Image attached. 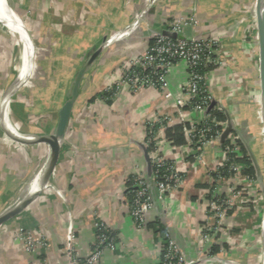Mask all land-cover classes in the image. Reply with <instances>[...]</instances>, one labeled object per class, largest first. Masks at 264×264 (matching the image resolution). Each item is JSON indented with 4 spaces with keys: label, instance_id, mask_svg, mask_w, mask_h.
<instances>
[{
    "label": "crops",
    "instance_id": "0c3cea01",
    "mask_svg": "<svg viewBox=\"0 0 264 264\" xmlns=\"http://www.w3.org/2000/svg\"><path fill=\"white\" fill-rule=\"evenodd\" d=\"M17 1L21 0L10 4L25 21L28 44L9 98L16 130L0 110V214L44 168L48 146L32 135L56 133L59 113L72 98L79 73L84 74L56 165L47 180L42 177L48 186L0 226V264H72L74 256L90 254L98 223L109 231L115 247L104 250L96 264H161L163 238L156 223L193 264L260 263L259 203L252 206L249 193L234 192L238 187L249 190L250 179L242 172L219 176L227 163L220 140L196 155L190 139L183 146L167 139V128L197 126L208 117L206 111L180 110L177 104L189 77L185 65H176L168 75L170 98L158 89L133 90L124 83L153 38L173 23H180L185 37L217 39L220 56L226 55L224 67L207 74V88L237 135L252 148L264 146L261 127L255 126L259 105L254 101L258 77L253 62L258 49L248 41L245 0ZM0 23L17 38L9 19ZM31 36L42 51L34 52ZM0 39L1 95L11 73L12 49L7 37L0 34ZM13 71L18 73L16 66ZM243 77H251L250 82ZM30 78L32 87L17 92ZM162 122L148 138V126ZM156 158L171 163L181 178L163 198L150 175ZM134 176L143 177L152 189V207L142 227L132 217L126 197ZM215 197L232 205L222 220L214 209ZM206 226L212 230L206 231L209 239L204 238ZM69 235L73 256L68 253ZM27 236L34 242L33 250ZM215 245L219 253L206 256Z\"/></svg>",
    "mask_w": 264,
    "mask_h": 264
},
{
    "label": "built area",
    "instance_id": "2783aa9c",
    "mask_svg": "<svg viewBox=\"0 0 264 264\" xmlns=\"http://www.w3.org/2000/svg\"><path fill=\"white\" fill-rule=\"evenodd\" d=\"M167 31L175 33L177 37L166 34ZM217 48L218 42L215 40L185 37L182 35L180 25L174 23L172 24V28L161 31L153 38V44L150 45L147 54L137 62L135 67L126 73L124 83L129 85L133 90L142 88L158 89L163 91L167 98H170L172 94L168 90V75L176 65L184 64L189 77L182 88V95L177 101L180 110L206 111L209 113V108L214 99L207 88L208 73H202L201 69L217 67L221 64L215 53ZM209 119L210 117L208 116L205 121H209ZM211 122L215 125H220L215 119L211 120ZM191 130L192 133L198 134V151L200 152L215 140L220 139V132L209 136L211 133L210 127L197 129L196 126H192ZM229 152L228 149H225L226 155ZM198 158L201 159L202 155L200 154ZM154 165L158 168L166 167L167 172L169 171L177 180V184H180L181 178L175 172L173 166H169L164 159L156 158ZM233 168L234 170H238L237 167ZM167 177L168 175H165V178ZM133 181L135 200L131 205L129 204V209L136 223L139 227H142L146 224V213L152 207V199L148 184L143 177L135 176ZM156 187L161 198L174 189L164 182H156ZM214 209H220L217 208V203H214ZM96 226L97 241L90 254L86 258L74 256L72 264H96L100 260L104 250L114 249L113 237L108 235L109 231L102 224L98 223ZM206 231L211 232L212 230L206 226L205 233ZM166 237L168 238V236ZM204 237L209 239V233H206ZM72 240V235H69L68 253L71 256H73L74 252ZM25 241L28 248L34 246V242H32L30 236H27ZM207 253L209 254V251ZM161 264H193V262L184 255L175 242L169 239L168 244L162 247Z\"/></svg>",
    "mask_w": 264,
    "mask_h": 264
},
{
    "label": "rangeland",
    "instance_id": "374dc122",
    "mask_svg": "<svg viewBox=\"0 0 264 264\" xmlns=\"http://www.w3.org/2000/svg\"><path fill=\"white\" fill-rule=\"evenodd\" d=\"M14 1H16V0H14ZM14 1L13 0H8L9 4L10 3H15ZM24 1H26V0H21V1H19V2L17 1V2L18 3H20V2L24 3ZM52 1H54V2H52ZM60 1L61 0H59V2ZM56 2H57L56 0H37V2H34V3H56ZM244 3L247 4V10H246V14L244 15V17H245L246 26L248 28L247 31H249L248 35H247L248 36V41L251 42V43L254 42L255 45H256L255 48L258 49V56L256 57L255 60L253 59L254 60V62H253L254 65L257 66L256 67V73H257V77H258L256 82H255V86H256V84H258L257 85L258 87H255V88H257V89H255V90H257V92L255 91L256 93H255L254 101H256L258 103V105H259V108L257 110L258 113H259V119H258V123L255 126L256 127L259 126V128L261 127L260 133H261V141H262L263 138H264V122H263L262 114H261L262 107H261V88H260V86H261V80H260L261 79L260 78L261 56H260V33H259V16H258V14H259L258 7L260 5H259V0H245ZM10 6H11V4H10ZM0 19H6L3 13L2 14L0 13ZM21 19H22V22H23L24 26L26 27L24 19L23 18H21ZM176 24L180 25L179 22H176ZM180 27H181V25H180ZM181 30H182V27H181ZM28 32L30 34L29 30H28ZM0 34L5 36V37H7L9 39V43H10V46H11V49H12L11 57H10V67L12 66V68L10 70L11 73H10V76L6 80V83H4L5 86L3 87V89H1V95H0V99H1L5 95V93H7L15 85L18 73L16 71H13V69H14V66L17 63L19 64L18 57L20 58L21 48L17 44L16 32H13L11 29L9 30V28L4 26L2 23H0ZM182 34H183V31H182ZM31 39L34 42V52H36V51L40 52V51H42V49H44V47L43 48L42 47H36L35 41H34L32 36H31ZM203 39L207 40V38H203ZM208 40L217 41L218 42V48L220 47L221 43L217 39L210 38ZM218 48H217V51L215 53H216L217 58H219V61H221L220 62L221 64L219 66L215 67V68L216 69H219V68L221 69L222 67H224V60H225L226 55L223 54L222 56H220V51L218 50ZM34 54L36 55V53H34ZM19 61H20V59H19ZM25 64H26L25 67H27L29 65V64H27V60H26ZM24 71H25V69H24ZM243 75H244V77L246 76L245 74H243ZM238 76H239V74H238ZM244 77H243L244 82H247V81L250 82L249 80H251L250 79L251 77H246V78H244ZM244 82H242V83H244ZM31 83H33V82H32V79L30 78V79H28V81L26 83L22 84L17 89L16 88L15 89L18 92L20 88L22 89V88L27 87V86H30V88H31L32 87ZM135 90H140V89H135ZM211 96H212V94H211ZM215 107H216V105H215ZM12 119L14 121L13 117H12ZM14 124H15V121H14ZM220 124H221V127H222V130L219 131L220 132V136H221V134L223 133V131L227 127V122L220 123ZM250 125H251V129H253V131H254V125H253L252 120L250 121ZM254 133H255V131H254ZM262 134H263V136H262ZM42 135H45V134L43 133ZM254 137H255L256 142H257V138L258 137L256 136V134H255ZM40 138H38V139H40ZM227 140H230L231 142H234L235 145H236V142L238 143V142L241 141L243 143L242 137L237 135L236 131H233L229 135ZM215 141H218V140H215ZM41 144L46 145L44 142H41ZM243 145H244V143H243ZM245 148L247 150L248 156L250 157V159L252 161L253 167L255 168V166H254V160H255L257 162V165L259 166V169H260L261 173H262V175H261L262 176L261 184L257 183L258 182V178H257V175H256V179L255 180L250 179L252 184H250L249 190L243 191V192H245L247 195L249 193V195L253 197V198L251 197L253 200L252 201L250 200V203H251L252 206L255 204L254 201H256V202L258 201V203H259L258 210L260 211V214L262 216V222H261V230L259 231L260 235L258 237V239L260 241V244H261V249L258 252V256H260L259 257L260 258V263H258V264H264V146L261 145V147L258 146L257 148H255V147L252 148V146H250V149H248L245 146ZM238 150H239V147L236 145L235 146V151H238ZM226 157L228 159L229 155H226ZM233 167H237L238 170H234ZM243 169L244 168L242 166L237 165V164L231 166V170L235 171L234 173L237 176H239V174L243 171ZM234 192L237 193L236 190H234ZM256 192H257L256 196L251 195V194H254ZM254 197H256V198H254ZM215 202L217 203V208H220V209L222 208V210H220V209L216 210L215 209V212L217 213L216 215H217L218 219L222 220L223 217H225L227 215V213L232 209V205L230 204V201L226 200V199H222V200L218 199V201L215 200ZM14 218H15V216L13 218L9 219L8 221L4 222L2 225H6L8 222L12 221ZM204 238L206 239V237H204ZM34 246L32 248H30L29 250H33ZM210 253H211V251H209V254ZM209 254H206V256H211ZM231 264H237V263H233L232 262Z\"/></svg>",
    "mask_w": 264,
    "mask_h": 264
},
{
    "label": "trees",
    "instance_id": "16d2710c",
    "mask_svg": "<svg viewBox=\"0 0 264 264\" xmlns=\"http://www.w3.org/2000/svg\"><path fill=\"white\" fill-rule=\"evenodd\" d=\"M151 44H153V40L151 41ZM215 69V67H208V68H202L201 72L202 73H209L211 70ZM208 116L210 117L209 121H204L203 123H200L199 125L196 126L197 129H203L204 127H210L211 133L209 136L215 135L216 132H219L222 130L221 124L220 125H215L214 123L211 122V120L215 119L216 122L218 123H225L227 122V117L224 112L219 111L217 107H214L212 110L209 111ZM165 123H155L154 125H149L148 126V138L153 137L159 128L162 127ZM187 130H185V129ZM192 126L190 124H185V125H177L173 126L170 128L166 129V136L168 141L173 145V146H183L188 142V139L192 142V147L194 149L195 154L197 155L200 153L198 151V134L197 133H192L191 131ZM223 145V149H228L229 152V158L227 159L226 165L218 172L219 176L223 178H230L232 175H235V171L231 170L232 165H240L244 169L242 171V175L247 176L249 179L255 180L256 179V170L253 167L252 161L250 157L248 156L247 150L243 143L236 142V145L239 147L238 151H235V144L234 142H231L230 140L225 141ZM150 151H153L154 149V143L150 144L149 147ZM194 154V155H195ZM167 164L170 166L172 165L171 163L167 162ZM153 167V176L155 182H164L165 184H169L172 188H175L178 186L177 180L174 178L173 175L168 171L166 167L158 168L152 164ZM165 175H168L167 178H165ZM216 177H218L217 174H215ZM135 177V176H134ZM134 177H131L128 181L127 184V193L126 197L128 200V203L131 205L134 200H135V186H134ZM236 192H241L243 194H246L245 192L242 191V188L238 187L236 188ZM253 196L256 195V193L251 194ZM212 199V196H210ZM216 199H221V198H216ZM253 200V199H252ZM251 200V201H252ZM156 231L162 236L163 238V245L168 244V238L166 237V229L161 223H156ZM111 237V234H108ZM220 251V246H213L211 249V255H216Z\"/></svg>",
    "mask_w": 264,
    "mask_h": 264
},
{
    "label": "bare ground",
    "instance_id": "6f19581e",
    "mask_svg": "<svg viewBox=\"0 0 264 264\" xmlns=\"http://www.w3.org/2000/svg\"><path fill=\"white\" fill-rule=\"evenodd\" d=\"M8 0H0V11L4 14V16L9 19L17 28L18 35H17V44L21 48V55L20 58L18 57V62L15 66L18 70V76L15 82V85L18 82L21 63L24 57V53L28 44V37L25 33V26L19 16V14L12 8L10 5H8ZM259 5L261 7V13L264 17V0H259ZM20 59V61H19ZM15 87V86H14ZM9 90V89H8ZM13 91V88H11L5 95L1 98V104H0V110L2 114V110L5 115V122L8 126H10L12 129H15V124L12 119L10 109H9V98L10 94ZM18 120V119H17ZM22 126V125H21ZM24 127V126H23ZM35 138L45 137L46 136H33ZM48 146L49 155H51V146L48 142H44ZM51 157L48 156L47 160L45 161L44 168H42V171L37 174V176L31 181V183L26 187L27 189H24L22 193L19 195V199L14 201L10 206H8L2 213L0 214V220L6 219L10 216L15 215L17 212H19L25 205H28L33 198L39 194L42 190L46 189L48 186V182L42 181V177L44 178V174L47 173V169L50 165Z\"/></svg>",
    "mask_w": 264,
    "mask_h": 264
},
{
    "label": "water",
    "instance_id": "95a60500",
    "mask_svg": "<svg viewBox=\"0 0 264 264\" xmlns=\"http://www.w3.org/2000/svg\"><path fill=\"white\" fill-rule=\"evenodd\" d=\"M9 5V3H8ZM11 7V6H10ZM258 11H259V33H260V56H261V71H260V80H261V114H262V119H263V122H264V17L261 13V7L259 6L258 7ZM22 20V19H21ZM166 34L168 35H172L173 37H177V35L175 33H170L169 31L166 32ZM84 72L81 71L79 73V76L77 78V81H76V85L73 89V94H72V98L70 100H68L64 106L62 107L60 113H59V123H58V128H57V131L55 134L53 135H48L45 137H41L40 139H38L37 141L38 142H48L51 146V162H50V165L47 169V173L45 174V180H47L51 174V171L53 170V168L55 167L56 165V162H57V159H58V156H59V152H60V140L63 138L65 132H66V129L68 127V124H69V121H70V118H71V114H72V111H73V108H74V104H75V98L78 94V89H79V83H80V80L83 76ZM216 103L215 101L212 102L210 108H209V111L212 110L214 107H215ZM228 117V120H227V127L226 129L223 131V133L221 134L220 136V142L222 144L225 143V141L227 140L228 136L233 132V131H236L234 128H233V125L231 123V120ZM241 137V135H240ZM243 140V139H242ZM243 143L244 145L250 149V146L245 142V140H243ZM251 151V150H250ZM147 159L149 160L150 162V158H149V155H148V152H147ZM254 166H255V169H256V175H257V178H258V182L261 184V178H262V173L259 169V166L257 165V162L254 160ZM152 164L150 163V175H153V171H152ZM149 187V190H150V196H151V199H152V189L150 187V185L148 186ZM22 210V209H21ZM20 210V211H21ZM19 211V212H20ZM19 212H17L15 215L13 216H10L6 219H3V220H0V226L8 221L9 219L13 218L14 216H16Z\"/></svg>",
    "mask_w": 264,
    "mask_h": 264
}]
</instances>
